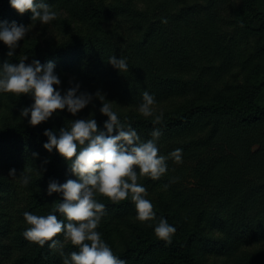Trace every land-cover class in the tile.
<instances>
[{
  "label": "trees",
  "instance_id": "1",
  "mask_svg": "<svg viewBox=\"0 0 264 264\" xmlns=\"http://www.w3.org/2000/svg\"><path fill=\"white\" fill-rule=\"evenodd\" d=\"M60 1L45 0L52 10ZM238 1L98 0L86 9L91 32L37 55L27 50L26 64L54 63L62 95L70 81L89 94L99 90L143 140L160 128V155L182 149V163L169 159L176 167L159 180L139 181L157 218L176 228L170 244L156 238L155 222L136 219L130 199L98 198L107 215L97 231L126 264H264L256 258L264 247V0ZM31 15L0 0V23L30 28L40 23ZM7 51L0 42V65L17 64ZM113 55L126 58L128 72L107 63ZM144 91L164 114L158 125L138 111ZM32 103L30 95L0 96V264H63L58 252L23 237L25 212L47 215L62 200L46 194L49 181L76 179L55 149L43 148V133L89 117L103 130L107 120L94 99L75 116L64 109L33 127L20 115ZM29 171L31 182L22 187L19 175ZM173 177L179 181L169 185L171 197L154 194ZM63 251L78 249L68 243Z\"/></svg>",
  "mask_w": 264,
  "mask_h": 264
},
{
  "label": "clouds",
  "instance_id": "2",
  "mask_svg": "<svg viewBox=\"0 0 264 264\" xmlns=\"http://www.w3.org/2000/svg\"><path fill=\"white\" fill-rule=\"evenodd\" d=\"M10 6L23 15L31 12V20L49 24L57 19V12L45 0H9ZM162 23H167L163 20ZM243 26V25H241ZM29 25H17L15 22L0 23V42L8 49L6 55L11 58L29 33ZM22 56L17 64L5 60L0 65V94L19 97L30 95L33 103L21 109V117H28L33 127L48 121L59 111L66 109L75 116L79 111L97 99L101 103L99 111L107 117L100 130L95 119H77L70 121L67 127L45 130L47 142L43 148L51 153L53 149L67 162L68 172L76 179H67L64 183L50 180L46 194H61L62 200L53 203L47 215L24 213L28 227L23 237L32 244L58 252L63 257V264H126L115 255L111 247L97 231L102 218L107 215L106 205L99 202V197L106 198L113 204L130 199L135 206L136 219L152 227L158 240L170 244L176 228L166 219L157 218L152 202L146 198L147 189L139 182L143 178L159 180L168 171L167 161L173 159L182 163V149L177 148L168 156L160 155L158 140L162 135L160 128H154L151 139L143 140L137 131L127 122H122L113 110V103L105 100L104 94L97 90L94 94L80 91L79 83L62 95L58 87L61 80L54 72L55 65L49 61L41 64ZM108 64L119 73L128 72L126 58L115 55L108 58ZM155 98L144 91L139 113L145 118H153V124L162 123L164 114L154 111ZM115 132V135L113 133ZM38 154L33 153V157ZM45 160L43 163H47ZM37 175L41 172L35 169ZM9 177H16V170H9ZM20 185L31 182L29 172L20 173ZM179 177H173L168 184L177 183ZM62 216L63 219L59 217ZM62 236L63 240L58 237ZM70 243L78 249L65 255V244Z\"/></svg>",
  "mask_w": 264,
  "mask_h": 264
},
{
  "label": "rangeland",
  "instance_id": "3",
  "mask_svg": "<svg viewBox=\"0 0 264 264\" xmlns=\"http://www.w3.org/2000/svg\"><path fill=\"white\" fill-rule=\"evenodd\" d=\"M98 0H61L54 11L57 12V19L49 24H37L30 27L29 33L23 41L18 42L19 46L14 52L18 58L27 56V50L33 54L46 52L57 47L71 39L86 35L93 30V23L86 14L89 5L95 4ZM239 4L238 0H234ZM26 62V61H25ZM5 94H0L3 97ZM175 166V164L169 165ZM168 167V168H169ZM176 167V166H175ZM171 169V168H170ZM163 183L160 181L154 187V194L163 197H171V190L163 189ZM101 221L100 226L102 225ZM108 222H105L106 225ZM108 228H119L118 226H109ZM256 258L264 262V247L257 249Z\"/></svg>",
  "mask_w": 264,
  "mask_h": 264
}]
</instances>
